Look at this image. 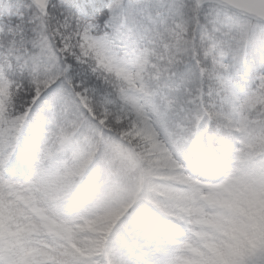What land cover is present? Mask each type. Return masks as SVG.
I'll use <instances>...</instances> for the list:
<instances>
[{
    "label": "trees",
    "instance_id": "1",
    "mask_svg": "<svg viewBox=\"0 0 264 264\" xmlns=\"http://www.w3.org/2000/svg\"><path fill=\"white\" fill-rule=\"evenodd\" d=\"M234 19L254 21L217 4L199 7L194 0H52L46 15L28 0H0V63L13 85L3 102L18 115L25 113L29 139L47 145L52 156L68 158L64 140L74 136L87 150V142L95 144L108 131L120 139L142 138L173 159L175 150L191 166L214 171L223 132L244 144L254 135L249 113L264 105V77L253 65H238L227 82L209 75L219 60L217 28ZM84 35L107 37L116 45L123 60L105 67L106 75L112 69V79L74 57L64 58L62 42L70 38L75 44ZM228 82L245 91L237 105L225 99ZM13 92H18L14 105ZM108 218L115 228L123 226L120 214ZM252 245V264H264V249ZM7 247L0 249V264H9ZM88 252L78 249L79 261H88Z\"/></svg>",
    "mask_w": 264,
    "mask_h": 264
},
{
    "label": "clouds",
    "instance_id": "2",
    "mask_svg": "<svg viewBox=\"0 0 264 264\" xmlns=\"http://www.w3.org/2000/svg\"><path fill=\"white\" fill-rule=\"evenodd\" d=\"M216 40L219 60L212 62L209 75L227 82L234 68L251 64L264 77V22L234 19L217 28ZM192 51L199 49L193 46ZM69 54L93 73L113 78L111 68L105 74V57L97 48L78 41ZM11 95L14 105L18 92ZM10 115L17 117L15 111ZM24 116L19 114L13 135L29 154L30 165L21 179L41 215L26 210L20 219L36 233L21 236L23 247L17 253L22 264H35L33 250L54 257L53 264H69L66 253L72 250L62 239L54 242L45 234L46 217L59 221L62 234L83 250L95 252L105 248V234L90 232L88 223L99 221L96 226L105 228L104 217L120 214L118 225H135L147 240L146 247L132 249L135 264H241L238 254L247 257L250 241L264 245V167L255 165L264 161V105L249 113L254 135L244 144L223 132L211 172L206 165L191 166L175 150L173 159L142 138L120 139L108 131L87 150H76L68 158L51 156L29 139ZM117 233L119 226L113 235ZM42 240L53 247L44 248Z\"/></svg>",
    "mask_w": 264,
    "mask_h": 264
},
{
    "label": "rangeland",
    "instance_id": "3",
    "mask_svg": "<svg viewBox=\"0 0 264 264\" xmlns=\"http://www.w3.org/2000/svg\"><path fill=\"white\" fill-rule=\"evenodd\" d=\"M79 42L97 48L105 57L104 63L106 67L109 66L110 63H114L115 59L116 61L123 60L116 45L107 37L84 35L80 38ZM75 44L70 38H67L62 42L61 52L64 58L74 57L77 62L81 63L74 55L69 54V49ZM68 67L70 68V65H68ZM203 72L205 73L206 71L204 70ZM225 85L226 89L229 91L225 99H230L237 105L238 98H240L239 101H241L242 97L245 95V91L229 82ZM12 86V83L5 75L3 64L0 63V249L2 250L3 244L8 245L6 252H11V264H22L21 258L17 253V249L23 247L21 236L22 234L35 236L36 233L31 230L30 227H23L20 224V219L26 214V210L38 217L41 215V210L38 206H34L30 202L29 189L21 179L26 174L30 165L29 154L24 144L17 137H14L13 143L9 145V134L15 133L17 128V121L15 120L19 118L18 114L17 117L11 116L10 113L13 112V110L9 109L3 102L4 92ZM37 94L40 95V92H37ZM86 95V90L79 92V96L82 98ZM260 98L261 102H263L264 93ZM234 99H236V101H234ZM216 103H218L217 99L211 106H214ZM236 141L237 144L241 143L240 139ZM61 145L66 152H69L68 157H71V154L76 150H85L79 146V140L74 138V136L64 140ZM87 146H91L89 142H87ZM43 147L46 149L47 154L51 155L48 146L43 145ZM260 167H264V165ZM201 196L206 198L207 194L201 193ZM44 215L46 216V214ZM46 219L48 222V231L45 234L52 237L54 242L62 239L65 241L66 246L72 250L66 253L69 258V264H135L136 256L132 249L147 246V240L135 225L125 224L121 226L119 233H123V236L119 233L114 236L113 231L115 229V223L110 218L104 217L103 220L107 227H97L96 225L99 221H90L87 228L92 233L103 232L105 234V248L101 251L88 252L90 255L88 261H79L76 254H78V249H83L77 242L71 239L70 235L62 234L59 221L52 217H46ZM9 225H13L15 230L14 228H10ZM85 239L91 241L92 238L86 237ZM40 243L47 249L53 247V245L47 241L42 240ZM257 245L264 249V245L258 242ZM253 253L254 249L252 241H250V252L247 257H244L243 254H238L241 257V264H245V261L246 264H252L254 257ZM33 254L37 257L35 264H53L54 257L48 255L46 252L33 250Z\"/></svg>",
    "mask_w": 264,
    "mask_h": 264
},
{
    "label": "water",
    "instance_id": "4",
    "mask_svg": "<svg viewBox=\"0 0 264 264\" xmlns=\"http://www.w3.org/2000/svg\"><path fill=\"white\" fill-rule=\"evenodd\" d=\"M42 14H47L51 0H29ZM198 6L217 4L258 22H264V0H194Z\"/></svg>",
    "mask_w": 264,
    "mask_h": 264
}]
</instances>
